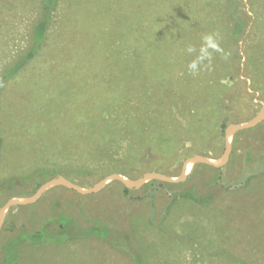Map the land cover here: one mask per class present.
Segmentation results:
<instances>
[{
	"label": "rangeland",
	"instance_id": "374dc122",
	"mask_svg": "<svg viewBox=\"0 0 264 264\" xmlns=\"http://www.w3.org/2000/svg\"><path fill=\"white\" fill-rule=\"evenodd\" d=\"M39 1L0 0V68L27 44V32L36 17ZM215 3L207 8L202 0H61L55 25L48 33L44 49L5 85L0 95V131L6 139L0 152V207L10 198L29 196L35 191L29 192V182H12L7 186L4 181L6 175H10L7 177L10 180L15 176L23 180L24 174L32 167H60L78 164L83 159L76 154L63 156L60 147H57L58 140H49L61 131V124L51 127V131L38 125L34 127L36 134L29 137L24 123L30 113L39 115L45 112L49 104L46 102L49 101L47 92L51 88L56 95L53 99L56 106L58 100L62 101L64 94L68 93L65 89L70 86L67 80L59 84L54 82L58 77L56 74L62 73L54 68L64 70L57 58L63 48H74V37L70 35L72 23L78 21V24L86 19L77 27L80 32L74 31L77 36L93 34L97 23L104 24L99 27L102 32L95 34L101 36L96 39L99 55H109L107 51L110 49L102 44L107 42L112 45L115 59L123 61L124 67L133 66L135 52L125 42L123 28L129 21L128 17L137 16L139 4L145 6L150 21L161 6L180 14L179 21L184 26L176 33L185 36L186 42L188 37H192L197 49L202 43V36L208 34L217 36L222 49V52H213L211 66H204L201 80L189 73L187 65L191 55L184 51L183 46H178L170 54L171 58L175 57L171 69L160 71L152 65L154 70L150 69L152 74L149 76L160 80L167 90L175 91L177 95L183 94L185 87L190 88L197 83H201V87H209L211 83L227 85L218 96L221 113L213 135L209 132L201 135V139L198 137L196 142L193 139L199 144L198 152L182 160L156 164L162 171L153 166V169H143L140 174L137 172L131 177V167L122 158L127 145L124 141L117 147L121 153L112 156L111 168H125L127 174L122 175L128 179H137L147 171L176 178L184 160L194 154L218 161L224 151L226 125L249 121L264 102V87L261 86V90L252 88L245 70V35L233 39L227 11L231 3H236L243 15L251 18L249 21L246 16L244 18L247 21L244 34H247L254 10L264 32V0H217ZM70 5L74 6L75 16L68 23V29L66 27V35L62 32V19ZM212 11L215 18L226 20H222L221 24L203 26L197 37L195 30L210 18ZM191 25L198 27L189 28ZM179 40L178 45H184ZM52 59L53 65H50L49 60ZM49 67L53 71L50 72L51 77L47 75ZM136 74L138 79L148 75L145 71ZM208 78L210 80H206ZM138 79L132 78L128 83L135 88L134 91L130 88L134 93L128 94L129 100H132L130 105H134L136 99L142 101L143 94L149 95L151 91L147 85L143 88ZM190 90L193 91L192 88ZM69 100L67 102L71 104L73 101ZM187 102L190 104L191 100ZM96 106L97 111L107 116L101 101L96 100ZM141 109L138 112L143 114ZM58 111H61L60 105ZM188 112L181 103L179 107L166 111L169 117L173 116L181 124L182 133L186 135L183 138L186 139V147L193 143L189 137H196L191 135V131L198 132L197 123L190 127L192 116ZM116 114L118 112L112 116ZM229 140L231 153L225 165L214 168L190 163L185 179L177 183L149 180L138 188H126L125 191L121 182L111 180L91 194L53 186L33 203L9 207L0 226V262L4 247L8 249L12 246L11 240L16 234L42 230L43 242H23L15 264H135L134 260L143 264H264V118L253 127L233 133ZM105 162L104 158L87 162L92 167L89 168L90 175L96 174L93 178H85L84 174L81 178L62 176L79 187L90 188L116 172L105 173ZM51 178L43 179L42 183ZM183 192L195 193L200 200L197 202L179 196ZM58 228L65 232L59 234L63 240L56 243L53 239L58 237L55 234Z\"/></svg>",
	"mask_w": 264,
	"mask_h": 264
},
{
	"label": "trees",
	"instance_id": "16d2710c",
	"mask_svg": "<svg viewBox=\"0 0 264 264\" xmlns=\"http://www.w3.org/2000/svg\"><path fill=\"white\" fill-rule=\"evenodd\" d=\"M202 1L204 7L206 6L207 8L213 7L214 3L217 2V0ZM60 2L61 0L39 1L36 17L31 22L27 32V44L23 49L16 51L11 59L0 68V95L5 85L14 79L44 49L48 33L55 25ZM139 6L140 9L137 16H134L135 18L128 17L129 21L123 28L125 42L135 52L134 57L136 58L133 66L124 67L123 61L115 59L112 56V45H108L107 42L102 44L110 49V52L107 51L109 55H99L96 39L101 36L95 34L102 32L99 27L104 24L97 23L93 34L87 33L84 36L81 33L82 36H77L74 31L80 32L77 27L84 24L86 19L78 24V21L73 22L70 35L74 37L72 41L74 48L73 50L63 48L61 56L57 58L59 65H61L60 67L64 68V70L54 68V70L62 72L56 74L59 78L54 75V77H57L54 82L57 81L56 83L59 84L58 82L67 80L70 86L67 84L68 87L65 89L70 93H65V98L62 101L58 100L59 103L56 106L53 102L56 95L54 94L55 92L53 93L54 88H51L47 92L49 101L47 100L46 102L49 104L45 112H41L39 115L30 113L28 121H24L29 137L36 134L34 127L38 125L51 131V127H59L61 124V131L59 133L55 132L56 136L49 140H58L59 144H57V147H60L63 156L65 154L67 156L76 154L83 159L79 160L78 164L71 163L60 167L52 165L32 167L24 174L26 176L23 177V180L16 176L10 180V177L7 178L10 175H6L7 180L5 178L4 181H6L7 186L12 182L14 184L29 182L31 184L28 190L33 192L42 183L43 179L59 174L75 178H81V175L84 174L85 178H93L96 174L90 175L91 171L89 168L92 167L88 163L90 161H100L101 158L106 160L104 164L106 167L104 168L107 171L105 173L116 171L125 175L127 174L125 168L115 169L110 166L112 165L110 163L112 156L121 153L117 148L120 145L119 143L124 141H127V145L126 150L122 153V158L126 159V163L131 167V175L129 176L133 177L137 172L140 174L143 169H153L154 167L156 170L162 171L156 164L167 160H182L184 157L198 152L200 147L198 146L199 144L195 143L198 137L201 139V135H207L209 132L213 135L221 113L218 96L225 91L224 88L227 84L217 85L211 83L209 87H201V83H197L190 87L193 91L189 87H185L183 94L177 95V92L167 90L163 83L159 82L160 80L156 81L154 77L149 76V74H152L149 73L150 69L154 70L152 65H156V70L160 69V71L173 67L175 57L171 58L170 54L178 46H183L186 49L189 44L195 45L196 42H194L192 37H188L186 42L184 40L185 36L177 35V29L184 26L179 21L180 14L178 15L170 9L161 6L159 8L161 11L159 12V9H157V13L153 15L150 21L146 14L145 6L140 4ZM230 6L227 11V21L229 20L230 22V34L233 39L245 35V70L251 79V87L261 90V86L264 87V32L258 23V15L253 10L254 18L251 21L250 30L247 34H244L247 23L244 20L246 15H243L236 3H231ZM73 7L70 5L63 15L62 32L66 35L68 23L75 16ZM209 17L199 28H197L198 25L189 26V28H197L195 30L197 37L203 26H213L217 22L221 24L226 20L225 18H215L213 11L209 13ZM246 17L248 21L249 19L251 20L249 16ZM99 22L102 23L100 20ZM189 28L187 31H189ZM177 40L184 45H178ZM193 42L194 44H192ZM192 59H194V54L191 55L190 61ZM49 62L50 65H53V59L49 60ZM203 68L195 75L198 80L202 79L201 72ZM144 71L148 75H143L142 79H138L139 77L136 73L140 74ZM50 72H53L51 67H49V73L47 74L49 77L52 76ZM62 74L63 76L61 77ZM132 78L138 79L139 84L143 88L146 85V87L149 86L151 88L150 93L148 92L149 95L143 94L142 101L138 102L137 99H134V105L129 104L132 100L128 98V94L135 89L133 85H128ZM59 86L61 87V85ZM69 99L73 101H71V104L67 102ZM96 100L101 101L105 112H108L107 116L97 111ZM187 100H191L190 104L189 102L186 103ZM180 103L184 109H188V113H191L190 127L194 123H197L195 126L198 127L197 134L199 136L190 130L191 135L196 136L194 138L189 137L191 142H193L190 147H186V139H183L186 135L182 133L181 124L173 116L169 117V114L167 115L166 113V111H171L172 107H179ZM59 105L62 112L58 111L57 113ZM71 109L72 113L70 112ZM140 109L143 114L138 112ZM114 112H118V114L112 116ZM224 125L225 123L223 122L222 126ZM200 126L201 128L199 129ZM193 139H195V142ZM5 142L6 139L0 131V152ZM197 165L201 164H196L195 166ZM125 191H127L126 188ZM179 196L187 197L197 202L200 200L198 195L191 192H183ZM62 232L64 233L65 231L60 228L57 229L55 234L58 237L53 239L54 242L59 243L63 240L59 235ZM43 235L44 232L42 230L33 232L21 231L16 234L11 240L12 246L8 249L6 248L7 246L4 247L0 264H15L19 258L20 245L23 242H30L31 244L41 243L44 239ZM134 261L135 264H143L140 260Z\"/></svg>",
	"mask_w": 264,
	"mask_h": 264
},
{
	"label": "water",
	"instance_id": "95a60500",
	"mask_svg": "<svg viewBox=\"0 0 264 264\" xmlns=\"http://www.w3.org/2000/svg\"><path fill=\"white\" fill-rule=\"evenodd\" d=\"M263 118H264V102L262 103L257 114L252 119H250L249 121H246L243 123H230V124L226 125V127L224 129V138H225L224 151H223V154L221 155V157L218 159V161H213L211 158L206 157V156L201 155V154H194L190 157H187L184 160L183 165L181 167V172L176 178L170 177L168 175H165L163 173L156 172V171H147V172H144L142 174V176L137 178V179H128L127 177L123 176L122 174L115 172V173H111V174L105 176L104 178L99 180L96 184H94L90 188H82V187H79L77 184H75L73 181L69 180L68 178H66L62 175H57L55 177H52L51 179L40 184L37 187V189L34 191L33 194H31L29 196H24L21 198L14 197V198L8 199L0 207V226L2 223L4 213L9 207L33 203L49 187L63 186V187H66L68 189H71L73 191H76L80 194H91V193H95V192L99 191L103 186H105L111 180H117V181L121 182L124 185V187L127 189L138 188L149 180H158V181L165 182V183H177V182L183 181L185 179V177L187 175L186 166L188 163L205 164V165L212 166L215 168L222 167L223 165H225L227 163L229 156H230V153H231V143L229 140L230 136L233 133H236L240 130L255 126Z\"/></svg>",
	"mask_w": 264,
	"mask_h": 264
},
{
	"label": "clouds",
	"instance_id": "9594fccd",
	"mask_svg": "<svg viewBox=\"0 0 264 264\" xmlns=\"http://www.w3.org/2000/svg\"><path fill=\"white\" fill-rule=\"evenodd\" d=\"M201 39L202 43L199 46V49L191 44L185 49L187 54H194V59H192L187 65L189 73L193 75L198 74L202 70V67L211 66L213 52H222L215 34L204 35ZM205 62H208L207 65H205Z\"/></svg>",
	"mask_w": 264,
	"mask_h": 264
},
{
	"label": "bare ground",
	"instance_id": "6f19581e",
	"mask_svg": "<svg viewBox=\"0 0 264 264\" xmlns=\"http://www.w3.org/2000/svg\"><path fill=\"white\" fill-rule=\"evenodd\" d=\"M189 164H190V163H188L187 166H186V172H187V170H188L189 167H190Z\"/></svg>",
	"mask_w": 264,
	"mask_h": 264
}]
</instances>
